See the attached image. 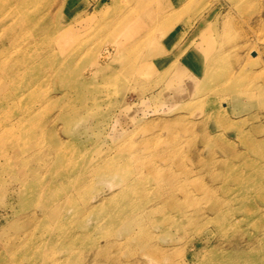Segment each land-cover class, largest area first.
<instances>
[{
	"label": "rangeland",
	"instance_id": "rangeland-1",
	"mask_svg": "<svg viewBox=\"0 0 264 264\" xmlns=\"http://www.w3.org/2000/svg\"><path fill=\"white\" fill-rule=\"evenodd\" d=\"M3 26L16 30L20 72L0 113L34 104L40 124L21 127L20 145L0 143V162L6 172L24 164L29 183L55 182L51 208L69 194L93 207L81 224L74 208L48 219L39 195L0 196V264H207L227 251L206 222L218 205L238 209L229 231L264 228L263 188L250 180L264 171V0H0ZM65 61L68 79L77 71L84 82H44ZM68 111L72 121L55 119ZM103 156L141 183L121 193L116 177L97 176ZM170 184L195 195L184 215L167 199ZM126 221L168 259H150L119 232Z\"/></svg>",
	"mask_w": 264,
	"mask_h": 264
},
{
	"label": "bare ground",
	"instance_id": "bare-ground-1",
	"mask_svg": "<svg viewBox=\"0 0 264 264\" xmlns=\"http://www.w3.org/2000/svg\"><path fill=\"white\" fill-rule=\"evenodd\" d=\"M125 17L126 16L119 17L118 21L112 24V25H116L115 29L118 26L120 27L121 25H123L124 21L126 20ZM9 27L3 26L0 29V37L9 39L8 43H3V42L0 43V95L5 93L3 94V97L8 94L6 93L7 90L12 88V86L14 85L13 80L20 72L19 65L17 64L19 62H17L14 59V56L12 53V49L18 46L15 40L16 35L13 34L16 30L12 26H9ZM65 31L67 32L68 30H65ZM104 59L105 57L103 56L100 57L99 62L102 63ZM60 64L63 65V67H61L60 69L54 70L53 75L48 73L44 79V82L52 78L53 80L55 79V81L57 82L59 80L60 81L65 80L66 82L67 81L70 82V80H72L71 82H75L76 80L78 81L81 78H84L83 74L80 75L77 71H74L72 73V76L70 77L71 79H68V73H66L67 71L65 70L69 69L71 64L69 63V61H65ZM14 65H16L17 67L13 68L12 66ZM72 68L73 66L71 67V69ZM209 72L210 71L208 70L207 73ZM80 81L82 82L83 79ZM66 84L70 85V83H66ZM56 88L58 89V87H54V89ZM239 93H242V92H239ZM245 94L254 96L252 92H246ZM23 95L24 93H21L20 95L18 94L16 99L20 98L19 100L22 101ZM16 110H17L16 112L15 111L12 112L8 109V110H3V112L0 113V143H2V145L6 142H11V143L20 145L21 141L23 140L24 134H26V132L29 133V131H27L26 129L21 130V127L22 128L30 127V129H32L35 127V124L37 125L40 124V122L38 123V118L33 117V113H35L38 110V108L34 104L30 106L26 105V106H23L22 108L17 107ZM74 118L75 117L73 113L69 111L66 113L64 112L57 113V115L55 116V119H61V120H64L65 122H70ZM49 128H50L49 132H51L52 126H50ZM52 143H53L51 144L52 149L55 151L58 150V142L55 141ZM19 151H22V150H18L15 153L18 154ZM122 152L123 150H120V152H118L117 155L119 158L123 154ZM5 154L6 153L4 151H0V157L4 159V162L8 160V156ZM37 154L38 153H33L31 154V157L35 158L36 156L39 155ZM128 158L129 159L132 158V160L134 161L139 160L137 155L128 157ZM108 159H109L108 156H103L101 158V160H103V162L100 163V165H102L101 169H99L100 166H98V168L95 169L96 171H94L97 176H99L100 178L116 177L115 181H110L111 182L110 185L114 183L117 184L118 187L123 189V190L121 189L122 190L121 193H128V191L132 189V186H135V183L137 184L141 183L140 180L139 181H137V179L131 180L129 178L130 176L131 177L134 176L135 172H133L132 175L130 176L121 175L122 170L120 169V167L117 164L111 163L113 161L110 159L108 160ZM123 165H126V162H124ZM5 166H6L5 164L4 166H2V163L0 162V196L7 197L9 193L16 195L18 198H19V195H22V194L31 193L33 195H39L41 196L40 199H42L40 209L42 210V213L46 215L48 219H52L53 217H56L63 209L74 208L75 213L78 216L77 220L79 222L81 221V224L84 223V219L89 220L88 215L86 214V210L91 209L93 207V204L90 203L86 205L84 210H82L81 208L74 206V202L76 199L73 196H71V194H69L62 200L55 201L53 204V207L51 208L50 203L52 201L51 197L53 195L52 194V188H53L52 183H55V182L50 181L49 183H43V181L34 178L33 182L29 183L28 179H26L27 176L24 175V171L27 169L24 164L21 163L17 165L19 169L14 168L13 170L9 172H6V169L3 168ZM147 168L150 169L149 166ZM259 176H262L264 180V171L256 169L253 171L252 177H250V180L251 179L253 180V184L255 185V189L257 191H261V189L263 188V194H264V186H260L261 184L257 183L258 182L257 179ZM167 177L170 178L169 179L170 181H173V177L171 175L169 176L167 174ZM171 185L172 184H170L169 187ZM223 189L224 187H221L220 190H223ZM176 191L183 192L184 195H183L182 200H179L173 195V192L175 193ZM162 192L164 193L163 190L161 191L159 190L157 191V194L159 193L161 194ZM116 193H119V192H116ZM166 193H169V198L167 199L169 200L170 203L175 204V207L177 208L180 215H184L183 210H184L185 205H189L193 201H196L195 195L192 196L190 194L187 188V185L185 184H181L179 185V187H176V188L172 186L168 188V192ZM108 198L109 200L113 199L114 192ZM263 198H264V195H263ZM26 204H29V203L26 202ZM21 206L23 208L25 207V205H21ZM212 210H213V212H211L212 215L206 220V222L207 223L211 222V224L218 227V230L215 231V233L214 232L213 233L218 236L217 239L220 237H225V240L227 241V245H226L227 251L220 252L217 255L209 254L208 256L205 257L207 260L209 259L207 264H258V263L264 264V254H262L263 252H261V248H258V244H257V241L259 243L260 237L264 239V228H260V229L257 228L258 231L252 230L251 232L249 231L244 232L243 230L240 232L238 228L236 227V228H232V232H231L229 231V228L231 226H236V222L233 216H234V212L238 209L231 208L227 205H224L221 207L218 205L216 207H213ZM194 211L197 213L200 210L197 211L195 209ZM89 212L93 214L94 210H89ZM262 215H264V213ZM190 216L192 215L184 217V218H189L187 220V223L189 224L196 220L195 215H193V218ZM208 216L209 215H207V217ZM0 222H1V216H0ZM131 224H132L131 221L124 222L119 228V232H128L129 234H127V239L135 240V242L140 247L145 249L144 252H146V255L149 256L150 259H162V258L168 259V257L170 256V253H166L165 255L160 257L155 248L144 245L145 238L143 239L142 232L133 230L131 227ZM0 230H2V228ZM21 237L22 239H25L24 235H22ZM70 238L74 239L75 234H71ZM2 246L4 247L5 251L9 252L11 251V248L12 246H14V244L12 242L6 241L4 242Z\"/></svg>",
	"mask_w": 264,
	"mask_h": 264
},
{
	"label": "crops",
	"instance_id": "crops-1",
	"mask_svg": "<svg viewBox=\"0 0 264 264\" xmlns=\"http://www.w3.org/2000/svg\"><path fill=\"white\" fill-rule=\"evenodd\" d=\"M201 23H205V21L203 22V21H200ZM200 29V28H199Z\"/></svg>",
	"mask_w": 264,
	"mask_h": 264
}]
</instances>
